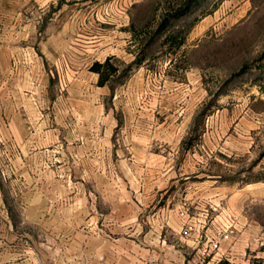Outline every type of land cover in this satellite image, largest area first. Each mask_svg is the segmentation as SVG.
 I'll use <instances>...</instances> for the list:
<instances>
[{"label":"rangeland","instance_id":"obj_1","mask_svg":"<svg viewBox=\"0 0 264 264\" xmlns=\"http://www.w3.org/2000/svg\"><path fill=\"white\" fill-rule=\"evenodd\" d=\"M0 238L18 264H264V0H0Z\"/></svg>","mask_w":264,"mask_h":264},{"label":"trees","instance_id":"obj_2","mask_svg":"<svg viewBox=\"0 0 264 264\" xmlns=\"http://www.w3.org/2000/svg\"><path fill=\"white\" fill-rule=\"evenodd\" d=\"M113 56H108L104 61H95L91 66L90 70L98 74V83L104 85L109 83L110 78L116 74L117 65L112 63ZM226 263V261H224Z\"/></svg>","mask_w":264,"mask_h":264},{"label":"crops","instance_id":"obj_3","mask_svg":"<svg viewBox=\"0 0 264 264\" xmlns=\"http://www.w3.org/2000/svg\"><path fill=\"white\" fill-rule=\"evenodd\" d=\"M7 222L8 220L5 219ZM17 240H19V238H17ZM11 241V240H9ZM14 256L16 255V253L12 252V249L10 247V245L4 243L3 244V239L0 238V264H18L15 262V260L13 259H9L10 256ZM8 259H6V258ZM4 258V259H2Z\"/></svg>","mask_w":264,"mask_h":264}]
</instances>
